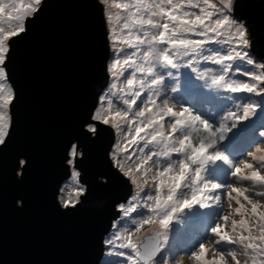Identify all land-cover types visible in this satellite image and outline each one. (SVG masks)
Here are the masks:
<instances>
[{"label": "snow or ice", "instance_id": "6c2138e0", "mask_svg": "<svg viewBox=\"0 0 264 264\" xmlns=\"http://www.w3.org/2000/svg\"><path fill=\"white\" fill-rule=\"evenodd\" d=\"M100 2L105 5L106 22L113 25L110 33L115 37L114 43L124 46L114 49L123 54L114 64L121 67V75L126 68H134L125 77V84L132 98L121 101L123 110L112 112V103L109 102L107 108H97L82 125V132L90 137L100 134V124L110 125L126 133V144L119 151L127 153L130 166L125 168L122 157L114 151L113 167L122 176L129 178L137 189L131 201L126 202L128 206L119 205L122 216L129 219L134 228L129 230L118 223L117 233L106 244L114 246V241H119V248L130 250L116 253L125 257V264H169L170 256L165 247L166 232L177 214L185 209H209L213 203L220 205L221 195L217 194L218 190H226L229 203L233 199L232 192L242 195L251 205V213L256 219L252 225L245 219L239 222L233 219L232 234H229L224 231L219 221H224L226 225L230 215H219L217 222L210 227V231L218 238L216 244L226 242L227 245L238 246L246 257L244 264H264V212L256 211L262 205L244 194L248 191L247 188L218 181L214 175L218 171H224L217 163L221 162L227 167L224 175L235 177L237 181H250L253 185L264 188V174L256 167L257 163L264 167V155H256L257 152L264 153V148L256 144L254 151L246 153L247 157L252 158L251 162L248 159H237L228 152L233 139L242 136L246 125L251 123V118L259 114L258 109L264 112V100H253L249 96L247 100L233 102L231 106L206 117L194 107H185L183 103H180L179 111L174 110L177 102L173 100L170 105L172 97L163 91L167 87L168 79H176L173 69L188 67L193 72L196 71L192 59L185 64L180 63L185 57H196L205 64L219 66L216 69L206 67L200 71L196 79L203 80L204 87L227 93H247L264 97V62L255 61L250 56L248 27L243 18L234 15L235 0ZM44 3L45 0H0V146H5L11 135L10 106L15 99L14 89L2 82L8 79L7 63L16 40L23 38L28 32L29 23L39 16ZM110 8L123 12L115 23L113 16L117 14L110 12ZM4 19L11 21L14 26L6 29L2 26ZM193 36L199 39L191 38ZM213 44L219 47H211ZM135 49H139V52ZM137 56L139 63L134 59ZM241 64L249 65L250 69H242ZM136 73H140L142 78L138 79ZM230 74L249 77L251 82L233 79ZM133 85H138L139 88L134 93L131 91ZM145 90L153 94L147 95ZM171 91H177L175 85ZM219 99L233 101L231 96H221ZM157 101L163 107H158ZM134 107L138 110L132 112ZM153 108L157 110L153 112ZM166 117L172 118L169 121L170 131L167 133L163 123ZM122 122L127 123L128 127H122ZM132 125H135L134 129ZM149 129L152 131L149 132ZM260 136L264 137V132ZM132 145H136L138 151L133 149L130 152ZM82 155L77 145H70L68 163L74 164ZM133 156H136L135 161L132 160ZM153 157L157 159L154 160ZM25 163L26 161H21V164ZM153 167L156 171L149 176ZM134 171L140 173L142 183L133 178ZM73 176L77 184L74 189L75 199L61 197V207L65 210L75 208L87 192V188L79 180L80 172L75 171ZM165 177L168 178L167 182ZM150 180L153 183L149 184ZM140 192H143V196L138 195ZM254 194L264 198V191ZM244 207L240 204L234 211L243 216L241 210ZM132 213H136L139 218L138 226ZM237 223L241 228L238 233ZM154 224L159 226L157 239L154 243L150 242L141 247L139 241H134V234L145 225ZM205 252L206 246L200 242L198 249L190 255L200 260ZM226 253L234 264H241L236 247L215 252L213 259L205 261V264H228Z\"/></svg>", "mask_w": 264, "mask_h": 264}, {"label": "water", "instance_id": "95a60500", "mask_svg": "<svg viewBox=\"0 0 264 264\" xmlns=\"http://www.w3.org/2000/svg\"><path fill=\"white\" fill-rule=\"evenodd\" d=\"M251 53L264 61V0H235ZM111 47L100 0H45L7 63L15 99L11 135L0 146V264H104L106 237L133 184L113 167L115 128L82 125L109 84ZM73 167L87 188L75 208L61 207ZM21 161H26L21 164ZM110 178V179H109ZM156 237V236H155ZM145 237L144 244L154 243Z\"/></svg>", "mask_w": 264, "mask_h": 264}, {"label": "rangeland", "instance_id": "374dc122", "mask_svg": "<svg viewBox=\"0 0 264 264\" xmlns=\"http://www.w3.org/2000/svg\"><path fill=\"white\" fill-rule=\"evenodd\" d=\"M117 2H125V0H117ZM110 12H114L117 15L113 16L116 20L117 17L122 15L123 12L120 9H115V8H110L109 9ZM198 11V10H195ZM120 23H122V21H120ZM2 26H4L6 29L14 26V24L11 21H8L7 19H4L2 21ZM112 24L109 23V40H110V47H111V55H110V60H109V74H110V80H109V84L107 85L106 89L104 90V92L101 95V105L102 106H97V108H107V104L109 102L112 103V112L115 111H122L123 107L121 106V101L124 99H131L132 97L129 95V88L128 86L125 84V77L129 76V73L134 71V68H126V70L123 71V75H121V67L117 66L114 64V61L117 59H120L121 56L123 55L122 53H119L118 51H114V49H118L119 47H124L123 45H118L117 43H114L115 37L110 33V28H112ZM119 27V25H118ZM249 32V31H248ZM117 35H119V32H117ZM193 39H199V37H191ZM143 47V46H141ZM211 47L213 48H217L219 47L218 45H211ZM128 51H133V49H128ZM135 51L139 52V49H135ZM249 53L251 52L250 49L248 50ZM251 55V53H250ZM134 59L137 60V62L139 63V57H134ZM189 59L193 60V67L196 68V71L193 72L192 69L188 68V67H181L179 69H173V73L176 75V79L173 80L171 82V84H168L169 82L167 81V87L163 89L164 92L167 93L168 96L172 97V100L169 101L170 105L172 104V101L174 100V97L172 96L171 92H169V88H172L173 85L176 86L177 91L174 92V96H178V95H182L181 97V102L179 100H177L176 104L174 105V110L179 111L180 110V103H183L185 107H191V103L189 102V99H193L195 102L198 99V97H209L208 92L217 94V95H227V92H224L222 90H216L213 89V92L204 87V81L203 80H197L196 77L200 74V71L204 68H211V63H207L205 64L202 60H197L196 57H185L183 58V60L180 61V63L185 64ZM259 62H264L263 60H259ZM245 66H247V64H243L241 65V68H245ZM214 68V66H213ZM249 68H245V70H248ZM231 77L233 79H239L241 81L246 80L247 78H245L242 75L239 76H235L234 74H230ZM137 78H142L140 73H136ZM130 78V77H129ZM147 79V78H145ZM171 80V79H170ZM3 83H5L6 85L10 86V83L8 82V80L6 81H2ZM262 87H264V85H262ZM12 88V87H11ZM203 89V91H201ZM139 90L138 85H133L131 91L134 93L135 91ZM146 91V90H145ZM6 94V93H5ZM147 95H152L153 93L150 91H146ZM251 96H253V94H250ZM261 100H264V97L258 96ZM144 97H141V99H143ZM245 98V96H244ZM236 98H233V102H235ZM244 100V99H243ZM225 103V102H224ZM229 103V102H228ZM239 103V102H238ZM137 104H140V101H137ZM157 105L158 107H163L162 104H160L159 101H157ZM226 106H231V102ZM126 107V106H124ZM96 108V109H97ZM137 108H133L131 111L135 112L137 111ZM157 109L153 108V112H155ZM147 116H150L151 114H146ZM207 117V116H206ZM129 119H131V113L129 116ZM253 120H255V118H252ZM172 118L171 117H166L164 120V130L167 133L168 131H170V123L169 121H171ZM122 127L127 128L128 125L127 123H123L122 122ZM135 125H132V128L134 129ZM152 129H149V132H151ZM264 131H257L256 135L254 137H256L254 139L255 144H259L260 147L264 148V137L260 136V133H262ZM245 133V132H244ZM134 134V133H133ZM250 133H247V135ZM115 135H116V139H115V152L117 155L122 157V163H124L125 168L130 166V162L127 160V153H123L120 152L119 149L122 148L125 144H126V133L124 131H120L117 130L115 128ZM141 135H144V133H141ZM179 135V134H177ZM130 139V137H129ZM193 140L195 142L196 137H193ZM142 143V142H141ZM245 144V142H243L241 145L243 146ZM231 145V144H230ZM254 145L253 147H251L249 149V151H254ZM133 149H137L136 145H132L129 148V151L131 152ZM145 151H147V149H145ZM228 151H230V148H228ZM80 152V151H79ZM248 152V151H247ZM243 153V155L241 157L237 156V159H248L250 162L252 161L251 157H247L246 153ZM257 156H261L264 155V153H260L257 152L256 153ZM153 159H157V157H153ZM162 159V158H161ZM132 160L135 161L136 160V156L132 157ZM218 164H220V167L224 170L227 171V167L222 165L221 162H217ZM149 164H151V161L149 162ZM72 166V173L71 176L68 180H66L62 187H61V196L62 197H71L73 199H75L74 196V189L77 187L76 184V179L73 176V173L75 171H77V169H75L73 167V164H71ZM256 167H259L261 170V173L264 174V167H262L261 165H259L258 163L256 164ZM156 171V168L153 167L152 169V173H149V176H151L154 172ZM224 171H218L215 174V176H217V178L219 179L218 181L223 180L224 178L221 179V177H224ZM247 171V170H245ZM133 178L136 179L138 181V183H142L143 182V178L141 177L140 173L137 172H133ZM165 181L167 182V177L164 178ZM228 182L233 183L236 187L238 188H247L248 191L245 192V195H248L252 200L254 201H258L260 205V207L257 208V213H261L264 212V198H262L259 195H255L254 192H259V191H264V188L260 187L259 185H253L252 182L250 181H237L235 177H231L230 179H228ZM153 183L151 180L149 181V184ZM82 184V183H81ZM84 185V184H83ZM134 186V185H133ZM147 187H145V191H147ZM167 189L165 188V191ZM155 190L153 189V192ZM230 191V190H227ZM137 192L136 187L134 186L133 188V193L131 194V196L127 199V201L120 203V204H126V202L131 201V197L134 193ZM221 195V203L220 205H216L215 203H213V206L209 209H202V208H198V210L194 211L191 209H185L184 212L178 213L176 218H174L172 224L169 226V228H176L178 230V232L174 233V235L172 236L175 241L174 243H172V245H165L167 252L170 256L169 259V264H205L203 262L202 259L200 260H196L194 258L191 257V252L196 251L198 249V244L200 242H203L206 246V252L205 255H208V258L210 257V259H213V255L215 252L221 251V250H225L227 248L230 247H236L237 250V255L238 258L241 260V264H244V261L246 259V257L242 254V249H240L238 246H232V245H227L226 242H221V244L217 245L216 244V240L218 239L216 237L215 234H213L210 230V233H205V234H201L200 237L195 238V243L193 242L194 238H191V236L193 235V228L197 229L200 228L202 230V227H211L214 225V223L217 222V217L221 214L224 215H230V219L227 222V224L225 225L224 221L220 220L219 222L221 223L222 227L224 228V231L228 232L229 234H232V224L231 221L234 219L237 222H239L241 219H245L249 225H252L254 220L256 219V217L251 213V205L247 203V201H245L243 199L242 195H238L235 192H232V197L233 199L231 200V202L229 203V198L227 196L226 190H218V193ZM139 196H143V192L138 193ZM237 200H239V203H237ZM141 203H143V201H141ZM119 204V205H120ZM240 204H243L245 207L241 210L244 215L242 216L240 213H237L234 211L235 208L240 207ZM118 205V208H119ZM126 206H128L126 204ZM208 212V216L206 217V224L204 225V223H197V218L198 217H203L204 212ZM132 217L136 218V225L138 226L139 224V218L136 216V213H132ZM121 224L123 225V227L128 228L129 230H133L134 225L130 222L129 219H126L122 216V213L120 211V216L114 221L113 224V229H111V231L108 233L107 237H106V241L114 236L117 233V224ZM122 231V229H121ZM241 231L240 225L239 223L237 224V233ZM159 232V226L158 224H154V225H145L139 232H136L134 234V241H139L140 244H142L145 240V237H152L153 239H155L156 237V233ZM255 232V230H254ZM245 235H247V232L244 233ZM181 237V238H180ZM180 238V239H179ZM160 239L162 240L163 238L160 237ZM179 239V240H178ZM169 240V238H168ZM187 241L188 245L187 246H182L183 243H181L180 241ZM167 242V241H166ZM180 242V244H179ZM193 242V243H192ZM180 245V246H179ZM171 249H173L171 251ZM118 252H130L129 249H121L119 248V241H114V246H109L106 244L105 246V255H104V264H125V257H121L118 256L116 253ZM226 259L228 260V264H234V261H232L231 257L227 255L226 253Z\"/></svg>", "mask_w": 264, "mask_h": 264}, {"label": "trees", "instance_id": "16d2710c", "mask_svg": "<svg viewBox=\"0 0 264 264\" xmlns=\"http://www.w3.org/2000/svg\"><path fill=\"white\" fill-rule=\"evenodd\" d=\"M250 56L255 61L260 60V59H257L252 53ZM241 65H243V64H241ZM213 66H214V68H213ZM218 67L219 66H217V65L211 64V68H213V69H216ZM249 67H250L249 65L245 66V68H249ZM245 68H243V69L245 70ZM234 75L239 76V74H234ZM245 78H247V79L243 80V81L251 82L249 77H245ZM167 81L169 82L168 84H171V82L173 80L168 79ZM210 90L213 92V89H210ZM201 91H203V89ZM169 92H171L175 101L179 100L181 102L182 95L174 96V92L171 91V88H169ZM208 95H209V97L208 96L207 97H204V96L198 97L196 102L193 99H189V102L192 104L191 107H194L195 109H197L199 112H201L205 116H209V114H211V113L220 112L225 107V105L229 104L230 102H231V104L233 103V101H230L227 99H225V100L219 99V97H221V95H217V94H214L211 92H208ZM223 96H231L233 98H236L235 102L238 103L243 99L247 100V98L251 95L247 94V93H228L227 95H223ZM244 96H245V98H244ZM251 97L253 100H257V101L261 100L258 96H255L254 94ZM258 112H259L258 115L252 117V118H255V120H253L251 118V123H248L246 125L245 133L242 136H240L239 138H234L233 141L231 142V145H229L230 151H228V152H230L233 156L241 157L243 155V153L249 151V149L251 147H253V145L256 142V141H254V139L256 138L254 136L256 135L257 131H264V112H260L259 109H258ZM247 133H250V134L247 135ZM243 142H245V144L242 146L241 144ZM216 178H217V176H216ZM222 178H224V179L221 181L228 182V179H230L231 177L224 175V177H221V179ZM217 180H219V179L217 178ZM203 219H204V217H198L196 221H197V223H201ZM205 224H206V222L204 223V225ZM209 230H210V227H206V228L202 227V230L200 228H198V230L193 228V235L191 236V238H194L193 242L195 241V238H197V237L199 238L201 234H205L206 232L210 233ZM180 242L183 243L182 246L188 245L187 241H185V240L180 241ZM180 242H179V244H180Z\"/></svg>", "mask_w": 264, "mask_h": 264}, {"label": "bare ground", "instance_id": "6f19581e", "mask_svg": "<svg viewBox=\"0 0 264 264\" xmlns=\"http://www.w3.org/2000/svg\"><path fill=\"white\" fill-rule=\"evenodd\" d=\"M113 9V8H112ZM117 20L113 17V22L115 23ZM117 27H118V25H117ZM208 212L209 211H207V212H204V214H203V217H204V219L202 220V223H205L206 222V217L208 216ZM198 224H200V223H198ZM238 224V223H237ZM176 232H178V230L176 229V228H169L168 230H167V232H166V235H167V242H166V245L168 246V245H172V243H174L175 241H177V240H174L173 239V235H174V233H176ZM168 238H169V240H168ZM181 238V237H180ZM179 238V239H180ZM178 239V240H179ZM173 249H171V251H172ZM202 260H203V262L205 263V261H210V260H212V259H210V257L208 258V255H205L204 254V256L201 258Z\"/></svg>", "mask_w": 264, "mask_h": 264}]
</instances>
